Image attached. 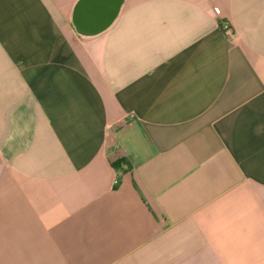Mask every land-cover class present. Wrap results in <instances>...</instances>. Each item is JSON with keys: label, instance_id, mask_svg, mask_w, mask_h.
I'll return each mask as SVG.
<instances>
[{"label": "crops", "instance_id": "obj_1", "mask_svg": "<svg viewBox=\"0 0 264 264\" xmlns=\"http://www.w3.org/2000/svg\"><path fill=\"white\" fill-rule=\"evenodd\" d=\"M121 1L0 0V264H264V0Z\"/></svg>", "mask_w": 264, "mask_h": 264}, {"label": "water", "instance_id": "obj_2", "mask_svg": "<svg viewBox=\"0 0 264 264\" xmlns=\"http://www.w3.org/2000/svg\"><path fill=\"white\" fill-rule=\"evenodd\" d=\"M104 1L106 0H83L81 6L86 7V12L89 14V16H87L86 18H83V22L77 21L76 23L77 27L82 31V33L97 34L103 31L105 28H107L111 24L115 16L119 13V10L121 9V6L123 4L122 3L123 1L117 0L116 5L118 7V10L116 6H115L116 8L114 7L113 10H112L113 7H110V11L109 9L105 8V11H107L105 13V16H96L95 14L98 12L96 11L97 9L94 6L100 3L106 6V2ZM116 10H117L116 15L113 17V19H111V17L113 16ZM90 14L94 16H91ZM105 19L106 21L107 20H110V21H108V23H105L106 22ZM97 21L99 22L97 23Z\"/></svg>", "mask_w": 264, "mask_h": 264}, {"label": "built area", "instance_id": "obj_3", "mask_svg": "<svg viewBox=\"0 0 264 264\" xmlns=\"http://www.w3.org/2000/svg\"><path fill=\"white\" fill-rule=\"evenodd\" d=\"M222 28H223L226 35L232 36V37L235 35V31H234L233 27L228 22L224 21L222 23Z\"/></svg>", "mask_w": 264, "mask_h": 264}, {"label": "rangeland", "instance_id": "obj_4", "mask_svg": "<svg viewBox=\"0 0 264 264\" xmlns=\"http://www.w3.org/2000/svg\"><path fill=\"white\" fill-rule=\"evenodd\" d=\"M226 22H228V21H226ZM228 23H229V22H228ZM229 24L231 25V23H229ZM231 26H232V25H231ZM232 27H233V26H232ZM227 36H228V35H227ZM234 36H235V35H234ZM234 36H233V37H234ZM228 37H231V38H232V36H228Z\"/></svg>", "mask_w": 264, "mask_h": 264}]
</instances>
